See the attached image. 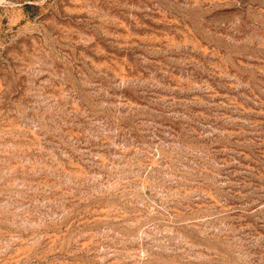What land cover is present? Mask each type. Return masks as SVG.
Returning a JSON list of instances; mask_svg holds the SVG:
<instances>
[{
    "label": "rangeland",
    "instance_id": "374dc122",
    "mask_svg": "<svg viewBox=\"0 0 264 264\" xmlns=\"http://www.w3.org/2000/svg\"><path fill=\"white\" fill-rule=\"evenodd\" d=\"M0 264H264V0H0Z\"/></svg>",
    "mask_w": 264,
    "mask_h": 264
}]
</instances>
